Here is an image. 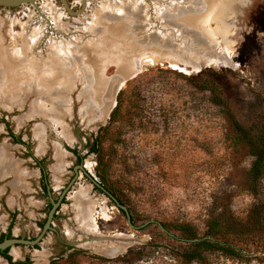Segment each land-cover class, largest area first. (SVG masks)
Here are the masks:
<instances>
[{
    "label": "rangeland",
    "instance_id": "rangeland-1",
    "mask_svg": "<svg viewBox=\"0 0 264 264\" xmlns=\"http://www.w3.org/2000/svg\"><path fill=\"white\" fill-rule=\"evenodd\" d=\"M147 56L155 62L137 69ZM208 77L220 105L202 87ZM263 113L264 0L0 5V152L15 167L0 164L11 256L0 264H201L177 257L174 224L204 237L213 217L238 228L256 213L264 220V173L252 189V156L231 141V119L259 130ZM95 136L117 202L88 152ZM118 241L125 248L108 254ZM232 242L239 257L205 254L202 264H264L263 232Z\"/></svg>",
    "mask_w": 264,
    "mask_h": 264
},
{
    "label": "trees",
    "instance_id": "trees-1",
    "mask_svg": "<svg viewBox=\"0 0 264 264\" xmlns=\"http://www.w3.org/2000/svg\"><path fill=\"white\" fill-rule=\"evenodd\" d=\"M205 90L209 91L211 94V101L217 105L222 103L220 91L217 85L214 84L211 78H205L202 84ZM116 111V110H115ZM114 111V113H115ZM264 119V113H263ZM233 134L231 136V141L235 147L246 146L249 150L252 160L250 162L249 168L246 174V180L248 185L255 189L258 180L264 173V120L263 126L259 130H254L241 125L234 119H231ZM98 138L95 136L92 142H89V153H95L98 155L97 163V175L99 176L101 188L111 197L114 202L119 201L118 195L111 184L107 183V166L103 163V160L99 157L100 151L98 149ZM74 152V150H72ZM78 160H82L78 156ZM45 179V176H44ZM46 181L43 183V190H46ZM119 209L123 212V208L119 206ZM255 214V213H254ZM256 216L250 217L251 219L246 224H242L240 228L237 224H231L234 221L227 220L226 216L213 217L207 222V228L205 230V236L199 237L196 233L195 228L188 223H178L174 224L172 227L179 232V237H174L180 241H183L184 246L178 251L177 257L186 262H197L203 263L205 254H215L218 253L227 258H237L239 257L240 248L233 244V237H238L250 234L263 232L264 233V220L263 217H259V213ZM225 219L227 221H225ZM223 220V221H221ZM228 222V223H227ZM166 230H170L165 226ZM11 229V223L8 226V230ZM9 237V232L6 234H1L0 242L3 239ZM186 243V244H185ZM0 255L5 258L8 262H11V256L8 254V248L0 249ZM26 264V263H25Z\"/></svg>",
    "mask_w": 264,
    "mask_h": 264
},
{
    "label": "bare ground",
    "instance_id": "bare-ground-1",
    "mask_svg": "<svg viewBox=\"0 0 264 264\" xmlns=\"http://www.w3.org/2000/svg\"><path fill=\"white\" fill-rule=\"evenodd\" d=\"M185 3V2H184ZM188 4V3H187ZM212 6H214V5H212ZM212 6L210 7V8H212ZM122 10V9H121ZM119 10H117V12H118ZM169 12V11H168ZM126 13V12H125ZM194 18L195 17H190V18H188L186 21H187V23L188 24H190V22L192 23V21L194 20ZM130 19H126V22L123 24V28H126V27H128L129 26V28L133 25V24H131V26H130V21H129ZM115 22H118V21H115ZM122 27V26H121ZM180 32V31H179ZM178 32V33H179ZM187 39V38H186ZM37 42V41H36ZM190 43V42H189ZM200 47V46H199ZM198 48V47H197ZM203 48V47H202ZM185 49V48H184ZM205 49V48H204ZM217 54V53H216ZM187 55V54H186ZM225 57V56H224ZM121 58V57H120ZM218 59H220V60H222V59H224L223 58V56L222 55H219V58L218 57H213V59H210V63L211 64H214L215 62H217V60ZM151 61H153V62H155V59L154 58H151V57H145L144 59H142V60H138V62H137V69L138 68H140L141 66H142V64L143 63H146V62H151ZM122 62L123 61H121V62H119V70H121V71H125L124 72V74H129V69L128 68H125V66L123 67H120V65H122ZM142 63V64H141ZM172 63L173 64H177V62L176 61H172ZM123 64H124V62H123ZM179 65V64H178ZM187 70V69H186ZM121 79H123V78H121ZM114 81V80H113ZM123 83V82H122ZM124 84V83H123ZM103 85H104V82L103 81H100V86H98L97 87V83H95V85H94V87H95V90H96V94H97V96H98V94H100V92L102 91V89H103ZM118 89H115V91H117ZM9 163H11L13 166H14V164L11 162V161H9V160H7V158L5 157V155H4V153L3 152H0V164L2 165V167L3 168H6V167H9ZM10 169H15V167H12V166H10L9 167V170ZM0 171L1 172H4V171H2V169L0 168ZM9 172V171H8ZM16 174H17V172H16ZM20 179H21V177H20ZM20 179L18 180V181H15V185L16 186H18L19 184V182H20ZM78 204H79V211H80V215H79V219H80V222H81V224H84V225H88L89 226V223H90V219H89V209H90V207H89V205H88V203H81V201H79L78 202ZM90 226H91V224H90ZM93 245V244H92ZM125 246H126V244L123 242V241H118V243H116L114 246H112V248L111 247H109V248H107L106 249V252L108 253H110V254H115V253H117V252H120V251H122L124 248H125ZM17 253V252H16ZM106 253V254H107ZM108 253V254H109ZM41 255L40 254H35V257L36 258H38V257H40ZM39 261V260H38ZM36 264H43V263H41V261L39 262V263H37L36 262Z\"/></svg>",
    "mask_w": 264,
    "mask_h": 264
},
{
    "label": "water",
    "instance_id": "water-1",
    "mask_svg": "<svg viewBox=\"0 0 264 264\" xmlns=\"http://www.w3.org/2000/svg\"><path fill=\"white\" fill-rule=\"evenodd\" d=\"M33 1L34 0H0V5L9 7V6H16V5H19V4H22V3L33 2ZM122 10L124 11V8ZM120 13L121 12L115 13L114 15L121 16L124 12L122 14H120ZM4 241H7V240H3L2 242H0V249H4L10 244V240L7 241V242H4Z\"/></svg>",
    "mask_w": 264,
    "mask_h": 264
},
{
    "label": "built area",
    "instance_id": "built-area-1",
    "mask_svg": "<svg viewBox=\"0 0 264 264\" xmlns=\"http://www.w3.org/2000/svg\"><path fill=\"white\" fill-rule=\"evenodd\" d=\"M35 2H36V0H34L33 2H26V3L34 4ZM26 3H25V4H26Z\"/></svg>",
    "mask_w": 264,
    "mask_h": 264
},
{
    "label": "flooded vegetation",
    "instance_id": "flooded-vegetation-1",
    "mask_svg": "<svg viewBox=\"0 0 264 264\" xmlns=\"http://www.w3.org/2000/svg\"><path fill=\"white\" fill-rule=\"evenodd\" d=\"M20 264H25V262H22V263H20Z\"/></svg>",
    "mask_w": 264,
    "mask_h": 264
}]
</instances>
